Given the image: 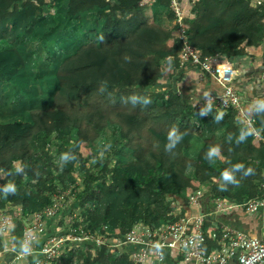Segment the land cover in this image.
Returning a JSON list of instances; mask_svg holds the SVG:
<instances>
[{
    "label": "trees",
    "instance_id": "1",
    "mask_svg": "<svg viewBox=\"0 0 264 264\" xmlns=\"http://www.w3.org/2000/svg\"><path fill=\"white\" fill-rule=\"evenodd\" d=\"M192 1L193 17L182 26L201 58L263 56L264 5ZM155 2V20L149 22L148 7L139 0H0V208L20 206L27 215L50 205L58 192H67L69 208L85 207L80 222L73 223L77 230L120 235L138 222L157 227L173 221L178 215L169 214L171 201L179 198L186 205L187 196L205 184L209 199L238 204L260 194L264 104L252 110L260 131L256 138L235 123L233 110L217 113L200 107L201 101H184L174 88L156 90L166 64L180 66L182 42L158 19L162 13L174 18L169 0ZM91 12L93 18L86 19ZM76 23L88 34L56 64V89L42 105L33 106V99L25 97L32 106L16 120L26 69L22 39L42 33L46 45L68 35L73 40ZM109 128L115 132V148L98 156L94 144ZM197 136L201 146L190 154ZM213 148L219 153L209 157ZM61 153L70 158L58 167ZM238 164L244 168L236 170ZM249 167L254 174L245 177ZM225 171L239 184L225 181ZM9 185L15 192H5ZM55 221L60 228L57 218L48 226ZM21 225L17 223V237ZM215 245L207 240L206 248ZM134 249L113 253L84 242L52 264H135L129 258Z\"/></svg>",
    "mask_w": 264,
    "mask_h": 264
},
{
    "label": "built area",
    "instance_id": "2",
    "mask_svg": "<svg viewBox=\"0 0 264 264\" xmlns=\"http://www.w3.org/2000/svg\"><path fill=\"white\" fill-rule=\"evenodd\" d=\"M155 1L139 0V5L150 7ZM250 3L257 7L264 5V0H250ZM189 4L193 7L192 0H189ZM169 7L174 14L170 29H174L175 36L182 42L180 64L188 62L197 66L219 86L217 92L206 91L202 94L203 105L200 107L206 105L205 108H212L217 113L233 110L235 123L248 128L258 138L260 131L255 127L252 111L244 106L245 90L235 87L231 82V68L227 72L220 70V54L201 58L190 45L182 26L183 20L189 18L185 13L183 0H169ZM224 64L227 68L233 65ZM260 81L264 86V69L260 73ZM263 102L264 98L257 104H264ZM204 187L188 195L186 205L179 199L171 201L169 214L178 215L173 221L164 222L157 227L138 222L128 232L120 235L108 232L89 233L81 228L77 230L70 227H66V231L60 232V235H54L55 230L58 231L64 226L65 218L71 221L76 217L75 207H68L70 198H66L67 192H58L52 196L50 205L27 215L22 214L20 206L7 204L0 208V264H12L25 256L30 258V264H52L56 257L66 253L68 249H76L84 242L96 247L103 245L108 252L113 253H121L126 251L127 246H134L135 249L129 252V258L135 264H169L167 253L171 250L176 251L172 259L178 264H229L234 255L235 264H264V230L262 237L256 238L231 228L215 229L205 224L207 215L220 212L225 205L240 206L248 213L264 206V180L260 183V194L245 199L243 203H228L227 200L219 198L209 199L206 195L216 206V209L206 213L200 210L201 198L206 193ZM65 209L67 212L63 214ZM59 211L61 214L58 216ZM56 218L62 220L60 229L56 228V221L48 226L49 220ZM18 222L22 224L20 237L16 236ZM50 226L54 229L53 232L49 231ZM105 235L108 237L104 238ZM207 240L215 241L216 245L206 248Z\"/></svg>",
    "mask_w": 264,
    "mask_h": 264
},
{
    "label": "rangeland",
    "instance_id": "3",
    "mask_svg": "<svg viewBox=\"0 0 264 264\" xmlns=\"http://www.w3.org/2000/svg\"><path fill=\"white\" fill-rule=\"evenodd\" d=\"M38 32V31H37ZM85 39V35L81 34V37L77 39L71 40H61L56 43H52L46 45L47 42L42 38V33H35L31 37L27 36L22 39V43L26 46L27 54L25 70L21 75L20 79L22 80L19 85V89L21 93V110H19L18 114H16V120H19L22 117H25V113L32 106L25 100V97L33 99V106L42 105L46 102V98L51 92L56 89L57 81L54 77V69L58 61L64 58L67 54L71 53L75 46L80 44ZM264 45V44H262ZM264 50V47L262 48ZM249 57V60L252 61L254 56L244 55ZM163 85L162 88H173V85L167 84ZM187 100V98H186ZM24 112V113H22ZM196 125V130L199 129L200 121L198 119L194 120ZM115 132L112 128L106 130L102 136L95 142L94 151L98 154V156L110 155L114 147L115 140ZM201 139L197 136L192 141V147L190 149V154H196L198 149L201 146ZM121 144L117 146L119 149ZM59 154L56 159V165L59 167L65 160L61 159V155ZM114 157H112L111 163H113ZM92 162L90 161L89 164ZM206 195L208 194V184H205ZM207 198V196H206ZM179 199V198H178ZM230 203V202H228ZM70 209V208H69ZM85 209V208H83ZM80 207H75L74 213L76 217L68 221L65 218L64 226L58 231L55 230L54 235H60V232L63 233L66 231V227H70L71 229H75L73 223L80 222V218L78 214L84 212ZM212 209H214L212 207ZM67 211V210H66ZM65 211V212H66ZM213 217L221 224L226 225L232 229L241 231L247 235L253 233V231L259 230L264 227V206H261L257 209L256 212L248 213L242 207H232L226 209L221 214L213 215ZM212 217V218H213ZM68 221V222H67ZM68 230V228H67ZM127 248L134 249L133 246H127ZM30 258L25 256L23 258H19L15 260L12 264H30Z\"/></svg>",
    "mask_w": 264,
    "mask_h": 264
},
{
    "label": "crops",
    "instance_id": "4",
    "mask_svg": "<svg viewBox=\"0 0 264 264\" xmlns=\"http://www.w3.org/2000/svg\"><path fill=\"white\" fill-rule=\"evenodd\" d=\"M59 1L64 2L65 0H59ZM183 1H184L185 13L188 14L189 18H192L194 14V8L190 6L189 0H183ZM154 5H156V2H154L150 7H148L145 10V15L149 22L155 20ZM90 16L93 18L94 13L91 12L89 14H86L85 18L88 19ZM158 19L161 22V24H163L167 28H171L172 20L167 19L164 13L159 15ZM75 25L77 27V23ZM84 30L85 28L82 29L81 27H77L76 32L72 33V34H75L73 35L72 39H77L78 37H81V34L87 35L88 33H86ZM64 39L70 40L69 35L65 36ZM262 44H264V40ZM262 46L264 47V45ZM218 57H219V62L222 64L220 67V70L227 72L229 68H231V72L229 73V75H231L230 77H232L231 82H233V85L235 87L245 90L244 106L247 110L252 111L255 105L258 103V101L264 98V86L262 85L260 81V73L264 69V54L261 57L253 58L252 61H250L249 57H246V56H234V57L228 58V57H225L223 54H220ZM224 63L226 64L231 63L233 65L232 67L229 66L227 68ZM167 84L173 85V88L175 89V91L179 93V95L182 97L184 101L193 102V103H197L201 101V99L203 98L202 94H204L206 91L217 92L219 90V86L213 78L208 77V75L202 72L197 66L191 65L188 62H184L180 64V66L178 67L170 66L168 63L166 64L164 68V75L159 80V85L156 87V90L157 89L158 90L170 89L169 87L162 88L163 85L168 86ZM198 131H200V127ZM203 195L204 196H202L201 198L202 207H200V210L206 213L208 211H213L214 209H216V206H214V203H211L209 199L206 198V193ZM235 206L236 205H232V204L229 206L225 205L220 212H217V213L212 212L209 215H207L205 220L206 222L210 223L208 226L214 227L215 229H219V228L222 229L223 227L230 228L226 225L219 223L213 217V215L221 214L226 209H229ZM212 207L214 209H212ZM263 230H264V227L259 230L253 231V233L250 235H247L245 233L244 234L249 237L259 238V237H262ZM174 254H176V251L174 250H171L167 253V255L169 256L167 258V261H169L168 262L169 264H178V262L175 259H172V256ZM234 257L235 255L230 259L229 264H235ZM187 264H190V263H187Z\"/></svg>",
    "mask_w": 264,
    "mask_h": 264
},
{
    "label": "clouds",
    "instance_id": "5",
    "mask_svg": "<svg viewBox=\"0 0 264 264\" xmlns=\"http://www.w3.org/2000/svg\"><path fill=\"white\" fill-rule=\"evenodd\" d=\"M103 90V89H102ZM145 104L149 103L148 100H145L144 101ZM175 133V130H173V132H171L169 134V139L171 140L172 136L174 135ZM174 146V143L173 144H169L167 147L171 148ZM219 153V149L218 148H213L209 151L208 155L209 157L211 156H214V155H218ZM70 157L68 155V153H63L61 155V159L63 160H68ZM72 159H75V157H71ZM236 170H239V169H243L244 168V165L243 164H238V165H235L234 166ZM254 174V169H252L251 167L247 168V170L244 172V176H249V175H252ZM222 176H223V179L227 182H231L233 183L234 185H238L239 184V181L235 180L233 175L228 172V171H225L222 173ZM227 189L224 188L223 186H221V191H226ZM8 191H12V192H15V186L13 185H9L5 188V192H8Z\"/></svg>",
    "mask_w": 264,
    "mask_h": 264
}]
</instances>
